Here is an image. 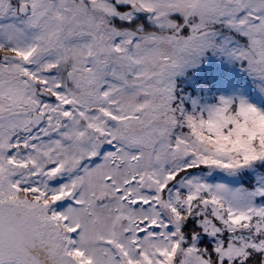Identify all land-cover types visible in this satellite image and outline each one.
Wrapping results in <instances>:
<instances>
[{"label": "snow or ice", "instance_id": "1", "mask_svg": "<svg viewBox=\"0 0 264 264\" xmlns=\"http://www.w3.org/2000/svg\"><path fill=\"white\" fill-rule=\"evenodd\" d=\"M208 50L264 95V0H0V264H264V108L177 90Z\"/></svg>", "mask_w": 264, "mask_h": 264}, {"label": "rangeland", "instance_id": "2", "mask_svg": "<svg viewBox=\"0 0 264 264\" xmlns=\"http://www.w3.org/2000/svg\"><path fill=\"white\" fill-rule=\"evenodd\" d=\"M176 81L178 92L193 99L199 97L198 104L205 98L211 102L215 96L222 94L240 96L257 107L264 108V95L260 94L257 84L241 70V66L235 62L228 63L223 56L214 55L211 50L206 51L201 57L198 67L188 69L184 76H177ZM188 107H192L190 102ZM212 179L227 178L213 173ZM238 182L236 179L229 180V183L233 184Z\"/></svg>", "mask_w": 264, "mask_h": 264}]
</instances>
